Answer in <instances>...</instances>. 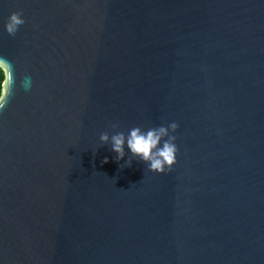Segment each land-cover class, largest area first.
<instances>
[{
	"label": "water",
	"instance_id": "water-1",
	"mask_svg": "<svg viewBox=\"0 0 264 264\" xmlns=\"http://www.w3.org/2000/svg\"><path fill=\"white\" fill-rule=\"evenodd\" d=\"M0 54V264H264V0H0ZM171 122L164 173L99 141Z\"/></svg>",
	"mask_w": 264,
	"mask_h": 264
},
{
	"label": "clouds",
	"instance_id": "clouds-1",
	"mask_svg": "<svg viewBox=\"0 0 264 264\" xmlns=\"http://www.w3.org/2000/svg\"><path fill=\"white\" fill-rule=\"evenodd\" d=\"M25 23L22 10L12 11L4 23L3 30L9 36H15L20 26ZM17 86L24 91H30L31 75L25 74L19 79L17 85L12 61L0 54V113L6 108L9 97ZM111 127L116 129L118 125L114 123ZM177 128L176 122L147 129L134 126L126 133L115 131L110 135L107 131L102 132L99 135V141L101 146L110 145L109 150L115 153L114 159L117 162L127 156L124 166H130L132 160L136 159L146 165L148 171L164 173L170 171L177 161L178 147L175 143L177 137L173 134ZM107 162L108 157H105L103 163Z\"/></svg>",
	"mask_w": 264,
	"mask_h": 264
}]
</instances>
